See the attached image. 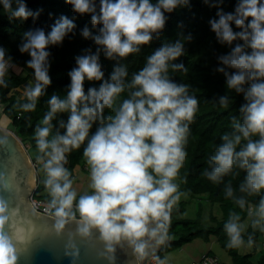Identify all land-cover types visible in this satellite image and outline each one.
I'll return each mask as SVG.
<instances>
[{"label": "clouds", "instance_id": "obj_1", "mask_svg": "<svg viewBox=\"0 0 264 264\" xmlns=\"http://www.w3.org/2000/svg\"><path fill=\"white\" fill-rule=\"evenodd\" d=\"M66 2L76 14H90L91 24L100 27L95 36L87 26L82 30L81 35L93 40L96 51L85 49V54L75 58L65 97L50 96L48 110L34 129L35 159L44 173L43 186L54 217L51 233L67 237L65 255L70 264L79 257L75 240L101 245L99 257L108 264H114L118 248L129 250L140 262L171 239L173 209L187 196L180 191L177 178L187 157L185 146L199 101L188 94V85L169 76V70L187 71L182 63L173 61L184 54V40L191 36L155 49L130 81L126 79L128 69L120 61L139 53L154 36L158 38L168 20L165 13L187 6L189 0H99L98 13L95 0ZM0 3L12 17L39 16V10L29 11L23 0H17L15 9L11 0ZM222 3L214 0L210 4L217 8V19H210L209 25L217 41L231 51L218 57L223 66L216 71L224 75L227 89L242 94L245 103L239 109V121L233 119L232 132L224 133L214 154L208 156L202 175L221 184L227 176L244 173L237 188L231 181L224 184L225 198L247 212V224L232 211L223 225L226 246L240 249L254 243L251 234L245 241L248 226L264 232V0H238L233 12H225ZM233 25L239 31H234ZM74 28L73 20L61 16L47 34L43 29L24 33L19 51L30 57L26 65L32 69L34 82L24 87L26 102L18 106L21 112L35 111L51 83L47 49L61 44ZM237 40L242 43L232 46ZM101 52L105 59L117 61L107 79L99 62ZM10 67V58L5 59L0 48V87H7ZM85 81L99 82V86L85 92ZM126 90L128 98L114 107ZM220 104L227 107L226 98H221ZM106 108L115 114L105 115ZM62 113L68 114L66 123L58 121L63 134L58 130L53 133V121ZM94 124L96 129L91 132ZM7 142V136L0 138V145ZM82 145L91 191L78 195L65 165L68 155ZM0 187L7 188L2 175ZM253 196L259 197L258 201L247 199ZM14 213L0 198V264H17L22 253L23 237L10 226Z\"/></svg>", "mask_w": 264, "mask_h": 264}, {"label": "trees", "instance_id": "obj_2", "mask_svg": "<svg viewBox=\"0 0 264 264\" xmlns=\"http://www.w3.org/2000/svg\"><path fill=\"white\" fill-rule=\"evenodd\" d=\"M12 8L18 6L17 0H11ZM97 13L99 12V0H95ZM214 0L205 3L204 0H189L187 6H182L174 10L172 13H165L168 20L159 37L154 36L149 45L141 46L139 53L129 55L120 61L126 65L128 69V81L131 80L133 73L141 69L147 57L157 48L165 43L174 42L186 36H191V40H184V54L173 63H182L187 71L173 72L169 70V76L178 84L188 85V94L195 96L198 101V109L193 122L190 124L191 134L188 137V143L185 146L187 157L184 166L181 168L177 182L180 184V191L187 192L192 197H201L210 203H218L221 211L224 213L222 219L217 220L215 216H211V221H215V225H207L202 222L201 209L199 204L197 217L194 219H184L179 216L185 209V201H179L172 212L171 226L169 228V236L171 239L165 244L158 246L154 253L163 259V256L174 250H178L184 244L201 238L209 241L215 238L221 247L230 255L232 264H264V253L257 259H252V251L256 250V244L260 240L264 241V232L253 230L247 227L245 233V241L247 236H253L252 251L242 252L240 249L228 248L226 234L223 225L227 221L229 213L237 212L241 216V222L247 218L246 210H242L233 203L231 199L225 198L224 184L231 181L234 188H237L243 180L244 173L233 178L227 176L221 184H214L207 180L202 172L207 168V158L214 154L215 147L222 141L220 137L224 133L232 132L233 119L239 121V109L245 103L242 94H237L234 90L226 87V80L222 73L216 71L218 67H222L218 61L220 55L228 54L231 48L227 45H221L215 34L211 31L209 20L217 19L216 7L210 4ZM27 9L33 13L39 10L38 17H28L27 19H19L12 17L10 12L3 8L0 3V48L5 51V59L10 58L12 67L9 68L5 77L7 87H0V108L2 114L10 120L12 131L21 139L27 150H35L31 154L32 161H36V148L34 142V129L42 122L44 114L48 110L47 101L52 94H57L64 98L67 92V85L70 84L68 72L76 67L75 58L85 54V49H91L92 53L96 51V45L91 38H84L81 35L82 30L87 26L92 36L98 34L100 25L95 27L91 24L90 14L78 15L72 11L71 5L66 0H23ZM156 3V0H152ZM238 0H223L220 7L225 12H233ZM61 16H67L75 23V28L69 33L59 45L49 46V76L51 83L47 86L45 94L37 101L35 111L24 113L18 109L20 104L26 102L23 96L24 86L30 81L33 82L32 69L28 68L26 62L30 59L27 53H21L19 48L25 42L24 33L30 30L43 29L45 33L51 31L55 21ZM234 31H239L233 25ZM242 41H234L235 46ZM246 51H251L246 49ZM99 62L102 65L105 79L111 74L113 67L117 64L115 60L105 59L103 52L100 54ZM18 70V71H16ZM231 73L230 69H226ZM99 82L85 81V92L89 87H98ZM128 98V91L121 93L116 99L114 107L118 106L124 99ZM221 98H226L227 107L220 104ZM17 105V107H14ZM112 114L114 111L105 109V115ZM67 113L58 114V118L53 121V133L57 130L63 134V129L59 127V120L67 122ZM96 125H93L91 132H94ZM83 147L75 150L68 155V170L71 178L75 174L77 160L83 162V167L89 172L88 166L83 158ZM37 162V161H36ZM41 167L38 163V168ZM39 182L33 193L34 198L49 201L50 197L43 194V177L38 174ZM186 179L185 182H181ZM91 191V190H90ZM264 191V190H262ZM237 195H240L237 192ZM250 202L258 201L259 197H247ZM222 216V215H221Z\"/></svg>", "mask_w": 264, "mask_h": 264}, {"label": "water", "instance_id": "obj_3", "mask_svg": "<svg viewBox=\"0 0 264 264\" xmlns=\"http://www.w3.org/2000/svg\"><path fill=\"white\" fill-rule=\"evenodd\" d=\"M3 136L8 137V142L0 145V175L5 178L7 188L0 187V198L15 210L10 226L23 237L17 264H70V258L65 255L67 237L52 234L54 218L36 211L30 203L37 186V170L24 144L12 130L0 126V138ZM74 243L79 253L75 264H108L99 257L103 249L98 243L80 240ZM114 264H139V259L129 250L118 248Z\"/></svg>", "mask_w": 264, "mask_h": 264}, {"label": "rangeland", "instance_id": "obj_4", "mask_svg": "<svg viewBox=\"0 0 264 264\" xmlns=\"http://www.w3.org/2000/svg\"><path fill=\"white\" fill-rule=\"evenodd\" d=\"M18 71V70H16ZM34 82V80H33ZM3 106H0L2 108ZM8 122L4 128L12 130L10 126V120L2 114V110L0 109V123H3V125ZM1 125V124H0ZM3 127V126H1ZM26 148V147H25ZM27 150V149H26ZM35 150L31 149L27 150L28 155L31 159V154H33ZM82 159V158H81ZM78 159L77 165L78 167L81 166V163L83 160ZM32 160V159H31ZM81 178L82 180L87 181L84 186L85 188L82 191V194L89 192L90 193V173L87 172L83 167ZM44 180V179H43ZM84 182V181H82ZM43 194H47V191L44 190ZM81 195V194H79ZM180 201H185V209L184 212L179 214L181 218L184 219H194L197 217L198 207L201 203L202 209H201V218L202 222L207 225H215V221H211V216H215L217 220H220L223 218L224 213L221 211V208L219 207L218 203H210L205 201L204 198L201 197H192L189 194H187L186 197H181ZM222 215V216H221ZM244 223H248V217L243 221ZM212 238V237H211ZM210 238V239H211ZM209 242V243H208ZM259 245V242L256 244V246ZM245 248H251V247H242L240 248V251L245 252ZM207 249L211 250L212 253L217 257L219 264H232V259L230 255L220 246V244L217 241H213L210 243L209 241H205L201 238H196L186 244H184L181 248L178 250H174L170 253H167L163 256V260L165 264H191L193 261H197L200 259V254L202 252H206Z\"/></svg>", "mask_w": 264, "mask_h": 264}, {"label": "built area", "instance_id": "obj_5", "mask_svg": "<svg viewBox=\"0 0 264 264\" xmlns=\"http://www.w3.org/2000/svg\"><path fill=\"white\" fill-rule=\"evenodd\" d=\"M32 163H33L35 169L37 170L38 169V163L36 161H32ZM68 166H69V162L67 163V165H65V167L68 168ZM36 181H37V185H38V182H39L38 174L36 177ZM34 191H33V193H34ZM33 193L31 194V196L29 198L32 207L36 211L54 218L52 216V210L49 207V201L36 199V198H34ZM261 247L264 248V241L262 242ZM161 260H163L161 257H159L155 254H150L144 260H140L139 264H159V262ZM164 264H165V262H164ZM191 264H219V262H218V259L215 256L211 255L210 253H204L201 255L199 260L193 261Z\"/></svg>", "mask_w": 264, "mask_h": 264}, {"label": "crops", "instance_id": "obj_6", "mask_svg": "<svg viewBox=\"0 0 264 264\" xmlns=\"http://www.w3.org/2000/svg\"><path fill=\"white\" fill-rule=\"evenodd\" d=\"M30 82H31V81H30ZM24 87H25V86H24ZM7 123H8V122H6L4 125H3V123H0V124H1L0 126H3V127H4ZM82 172H83V169H82L81 167H78V166L75 167V174H74V176H73V188L77 191V194H78V195H79V194H82V191H83V189L85 188L84 186L86 185L85 183H87V181H85L86 179H85V180H82V178H81ZM37 174H40L41 177L45 178V177H44V173L41 171V167H39V168L37 169ZM82 181H84V182H82ZM89 181H90V179H89ZM213 241H216V239H215V238H211V239H210V243L213 242ZM262 242H263V240H260L259 245L256 246V250H255V251H252V248H245L244 251H245V252H250V251H252V252H250V253H252V259L255 260V259H257L262 253H264V248L261 247ZM208 243H209V242H208ZM208 252H209L211 255L215 256V255L212 253V251L208 249L206 252H202V253L200 254V257H201L202 254H204V253H208ZM215 257H216V256H215ZM216 258H217V257H216ZM191 263H192V262H191Z\"/></svg>", "mask_w": 264, "mask_h": 264}, {"label": "bare ground", "instance_id": "obj_7", "mask_svg": "<svg viewBox=\"0 0 264 264\" xmlns=\"http://www.w3.org/2000/svg\"><path fill=\"white\" fill-rule=\"evenodd\" d=\"M218 241V240H217ZM223 248V247H222ZM208 250V249H207ZM209 253V252H208Z\"/></svg>", "mask_w": 264, "mask_h": 264}]
</instances>
